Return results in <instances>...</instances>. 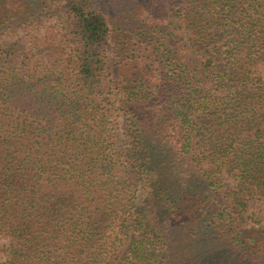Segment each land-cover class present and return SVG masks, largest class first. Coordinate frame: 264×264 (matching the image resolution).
Returning a JSON list of instances; mask_svg holds the SVG:
<instances>
[{
    "label": "trees",
    "instance_id": "1",
    "mask_svg": "<svg viewBox=\"0 0 264 264\" xmlns=\"http://www.w3.org/2000/svg\"><path fill=\"white\" fill-rule=\"evenodd\" d=\"M117 6L0 0V264H264L262 0Z\"/></svg>",
    "mask_w": 264,
    "mask_h": 264
},
{
    "label": "rangeland",
    "instance_id": "2",
    "mask_svg": "<svg viewBox=\"0 0 264 264\" xmlns=\"http://www.w3.org/2000/svg\"><path fill=\"white\" fill-rule=\"evenodd\" d=\"M94 1L96 5L105 8L107 12L111 15L112 20L116 22L119 18H123V12L117 4L121 0H91ZM264 5V0H262ZM14 40H16L14 38ZM26 39L23 40L25 46ZM25 48V47H24ZM21 50H24L21 47ZM227 180L225 184L230 187H234L236 180L233 175H226ZM245 217L247 221V227L245 228V233L248 236L264 239V191L262 195H256L254 198L248 200L247 208L245 211Z\"/></svg>",
    "mask_w": 264,
    "mask_h": 264
}]
</instances>
